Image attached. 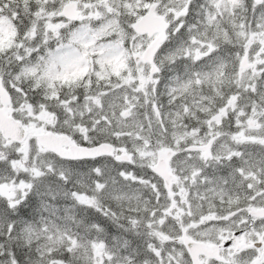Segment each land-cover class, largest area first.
<instances>
[{
  "label": "snow or ice",
  "instance_id": "1",
  "mask_svg": "<svg viewBox=\"0 0 264 264\" xmlns=\"http://www.w3.org/2000/svg\"><path fill=\"white\" fill-rule=\"evenodd\" d=\"M0 264H264V0H0Z\"/></svg>",
  "mask_w": 264,
  "mask_h": 264
}]
</instances>
